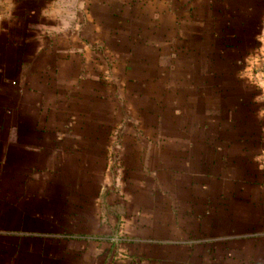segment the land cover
<instances>
[{
    "label": "crops",
    "instance_id": "crops-1",
    "mask_svg": "<svg viewBox=\"0 0 264 264\" xmlns=\"http://www.w3.org/2000/svg\"><path fill=\"white\" fill-rule=\"evenodd\" d=\"M0 264H264V0H0Z\"/></svg>",
    "mask_w": 264,
    "mask_h": 264
}]
</instances>
